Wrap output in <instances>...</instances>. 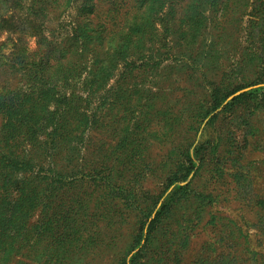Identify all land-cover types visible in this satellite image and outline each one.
<instances>
[{"label":"rangeland","instance_id":"obj_1","mask_svg":"<svg viewBox=\"0 0 264 264\" xmlns=\"http://www.w3.org/2000/svg\"><path fill=\"white\" fill-rule=\"evenodd\" d=\"M0 264H264V0H0Z\"/></svg>","mask_w":264,"mask_h":264},{"label":"trees","instance_id":"obj_2","mask_svg":"<svg viewBox=\"0 0 264 264\" xmlns=\"http://www.w3.org/2000/svg\"><path fill=\"white\" fill-rule=\"evenodd\" d=\"M150 1V0H149ZM146 4V3H145ZM57 5H60V4H57ZM95 6V5H94ZM34 14H37V12H33ZM16 15V14H15ZM3 16V15H2ZM10 20L15 21V17H14V14H12V16L10 17ZM94 33L95 34H100L101 35V41L102 43L101 44H98L100 45V48H104L105 47V41L106 39L109 37L108 34H109V31H107V28L104 24H101L100 26H96L94 27L93 29ZM19 42H22V40L20 38H17ZM17 45V44H16ZM16 48V47H15ZM17 49V48H16ZM24 58V55L20 56V59H23ZM23 63V62H21ZM91 77L93 78L92 79V82L91 83V86H95V82L99 79L98 75H97V70H93L92 73L90 74ZM55 108L59 111L60 109H66L67 106V99H56L55 100ZM22 104L23 105H27L26 104V99H23L22 100ZM29 111L30 110H34L32 107L29 106V108H27Z\"/></svg>","mask_w":264,"mask_h":264}]
</instances>
